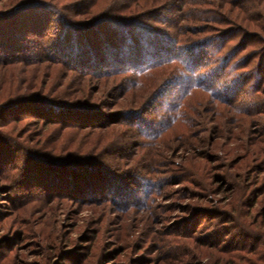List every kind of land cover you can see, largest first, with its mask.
Masks as SVG:
<instances>
[{"label":"rangeland","instance_id":"rangeland-1","mask_svg":"<svg viewBox=\"0 0 264 264\" xmlns=\"http://www.w3.org/2000/svg\"><path fill=\"white\" fill-rule=\"evenodd\" d=\"M32 1L0 0V11L17 6L25 8L21 5ZM48 1L78 10L69 12L70 16L90 21L98 18V10L106 5L112 11L109 14L129 16L126 7L135 6L137 0L119 4L116 0H105L102 5L92 0L91 9V0ZM250 1L192 3L191 8L204 11L220 9L225 12V19L221 23L196 20L181 23L199 30L205 26L216 27L224 33L242 22L238 15L242 10L238 6ZM253 3L261 5L264 0H253ZM86 9L97 11L88 14ZM147 12L137 13L142 15L141 21L174 31L167 21H156ZM163 15L174 19L175 14L164 12ZM61 27L55 22L50 31L61 32ZM19 32L24 34L23 30ZM102 32L110 37L111 44L117 45L111 40L114 33L105 29ZM72 34L68 35L72 37ZM210 34L197 35L195 30H184L183 35L176 36L187 45ZM261 47L262 42L250 48L256 53L255 61L264 56ZM183 49L185 52L179 53L180 58L186 57L187 50ZM207 50L200 54L204 61H208L211 52ZM211 57V66L202 65L201 72L211 79L212 90L207 89L209 93L198 97L187 93L181 100L182 118L156 139L140 135L125 124L116 125L117 130H101L104 136L94 129L86 135L74 133L61 123L36 120L35 112L28 111L26 115L6 116V121H0L3 125L0 132L7 136V141L0 144L4 146L0 149V169L5 170H0V264H230L229 248L254 243L256 236L264 232V88L253 93L232 88V98L242 96L234 103H226L213 91L225 90L250 67L239 71L229 67L225 73L216 72L221 61H215L214 54ZM167 62L158 66L156 71H162V76L156 78L152 90L145 89L144 98H139L136 104L131 96H120L117 89L100 96L109 88V81L101 82L89 75L90 81L82 82L85 76L63 65L0 59V103L25 99L28 93H34L77 104L71 97H85L84 91L90 95L95 93L97 102L106 101L111 105L121 97L116 108L110 106L113 110H105L108 113L144 106L152 100L157 87L181 70L187 71V63L183 61ZM109 80L112 85L114 78ZM70 90H74L75 96H71ZM97 90L101 93H96ZM117 93H120L118 99L113 98ZM147 112L145 118L157 121L154 110ZM8 138L13 146L17 145L16 149L6 147ZM112 139L118 141L114 145L106 144L103 149L104 143ZM31 153H37L32 155L34 159L40 158L38 154L48 153L63 161L79 153L82 162L106 163L109 171L121 179L114 185L106 183L107 189L98 188L97 195L86 199L69 185L58 194L48 184L50 177L54 175L66 182L70 169H65L67 175L61 177L59 173L64 169L54 168L53 164H36L29 159ZM84 189L89 191L87 187ZM109 189L115 193H109ZM244 229L254 237L242 235ZM218 257L223 260L219 262Z\"/></svg>","mask_w":264,"mask_h":264},{"label":"trees","instance_id":"trees-1","mask_svg":"<svg viewBox=\"0 0 264 264\" xmlns=\"http://www.w3.org/2000/svg\"><path fill=\"white\" fill-rule=\"evenodd\" d=\"M104 1L98 0L97 4L102 5ZM124 1L127 0H116L118 4ZM202 1L204 0H137L135 6H133L134 4L132 6L126 5L129 16H125L124 13L109 14L108 12L112 11H108L109 7L106 5L102 10H98V18H93L90 21L75 19L70 16L69 12L78 10H71L66 6L60 7L48 0H33L30 3L21 5L25 8L17 6L4 12L0 11V59L7 62L25 61L31 64L42 63V61L44 63L51 62L52 65L49 66L63 65L71 72L72 70L79 72L80 75L85 76L82 82L90 81L89 75H93L101 82L103 80L105 82L109 81L108 89H104L102 93L100 90L96 91V93H101L100 96L102 94L106 96L108 91L117 89L121 94L117 93L113 95V98L118 99L119 94L122 97L128 95L137 104L138 99L145 94V89L151 88L152 90L156 78L162 76V71L161 73L156 71L158 66H161L160 64L167 61V63H173L177 60L187 63V71L181 70L168 81H165L163 85L157 87L153 92L152 100L145 102L144 106L138 104L139 107L135 105L129 109L108 113L105 110H113L110 106L116 108L121 97L111 105L106 101L97 102L95 93L90 95L83 91L85 97L80 98L74 95V90H70L71 96H75L71 97L72 100L78 101L77 104H70L66 101L52 99L49 96L28 93L25 99L14 100L7 104L0 103V121H6L8 119L6 116L15 118L26 115L28 111L35 112L36 120H45L46 123H61L67 128H72L74 133L84 132L83 134L86 135L94 129L95 132L100 131V136H104L105 132L101 130L106 128L113 130L117 128L116 125L125 124L140 135L143 134L149 139H156L162 132H166L165 129L170 130L177 124L179 119L174 120V118L177 111L181 110V100L187 93L198 97L200 94L204 96L206 92L212 90L211 79L204 77L201 66H211L210 59H213L211 57L213 54L215 55V61H221L219 67L215 70L216 72L225 73L229 67L235 71L250 67L247 72H242L239 75L240 78L238 77L231 85L226 86L225 90L219 92L214 90L213 92L218 97L231 104V102L234 103L242 96L238 95L236 98H232V88L240 92L241 90L242 92L250 91L251 93L261 91L264 88V56L261 60L255 61L256 53L251 51L250 48L262 42L263 47H261V50H263L262 53L264 52V4L259 5L257 3L254 5L255 3L252 0L245 3L249 6L239 5L238 7H241L242 13L238 15H240L239 19L242 22H238L236 27L232 23L233 27L222 33L223 30L216 27L205 26V28L199 30L181 23L189 20L207 23L222 22L226 14L220 9L204 11L200 8L190 7V4H200ZM92 2L91 0L89 3L90 9L94 7ZM216 2L219 3V0H216ZM90 9H86L88 14L97 11L96 9ZM140 10L148 11L149 17L156 21H167L170 24L169 26L174 28V31L141 21L142 15H137ZM162 12L175 14L174 19H171L168 15L162 16ZM194 13L199 16L193 15ZM228 19L230 20L229 16ZM55 22L61 24L62 33L59 30L55 33L50 31L51 25ZM102 29L114 33V39L111 37V40L115 41L117 45L109 42L110 37L107 38ZM17 30H23L24 34L21 35L22 33ZM184 30L190 32L195 30L197 35L200 32L207 35L211 32V34L206 36L207 38L204 37L205 39L199 37V39L184 45V39L177 37L183 35ZM69 32L73 33L72 37L68 35ZM30 36L33 37L30 38ZM46 37H49L51 41H48ZM38 38H41L42 41L38 42ZM43 39L45 40L43 41ZM60 40H62V44ZM256 40L258 41L256 42ZM93 44H98L99 47H95ZM183 48L187 50L186 57L180 58L178 57L179 53L185 52ZM207 48L211 52L207 57L208 61H204L201 59L200 54L209 52ZM32 52H36V54H31ZM237 56L239 57L237 58ZM210 69L214 70V67H210ZM118 77L121 78L116 79ZM110 78H114L112 85ZM217 84L215 83V85ZM179 91H181L180 94ZM81 99L83 100L81 101ZM101 99L103 98L101 97ZM154 102H158V104ZM151 109L156 112L157 121L144 117V114ZM1 127L3 125L0 124ZM117 136L120 137V134L118 133ZM6 138L7 136L0 132V144ZM117 141L112 139L108 143H104L103 149L109 144H116ZM8 142L9 144L6 147H17V145L13 146L9 138ZM136 146L138 145L136 144ZM3 148L4 146L0 147L1 150ZM32 155H37V153L29 155L30 161L36 164L43 166L53 164L52 167L54 168L58 166V169H64L59 173L61 177L67 175L65 169H70V177L72 178L69 177L66 182L65 180H59L56 176L53 177L54 175L50 177L48 184L58 194H62L63 190H67V185H69L74 188L76 194L83 195V199H86L97 195V189L107 187L106 183H113L112 185H114L116 181L121 179L119 175H116L117 173L114 174L109 171L110 167L106 163L96 162L90 164L82 162L83 157L79 156V153H77L78 156L71 154V156L73 155L71 159L66 161H63V158L59 156H52L48 153L38 154L39 159L32 158ZM0 170L5 171L4 169ZM121 173L129 175L127 172ZM52 177L54 178L53 181ZM84 186L89 191H84ZM108 192L111 193L114 190L109 189ZM242 235L254 237L245 229ZM227 252L232 258L230 264H264V232L256 236L254 243H249L242 248L231 247ZM221 259L222 257H218L219 262H221Z\"/></svg>","mask_w":264,"mask_h":264},{"label":"clouds","instance_id":"clouds-1","mask_svg":"<svg viewBox=\"0 0 264 264\" xmlns=\"http://www.w3.org/2000/svg\"><path fill=\"white\" fill-rule=\"evenodd\" d=\"M180 118H182V113H180L179 111H177V115H176V117L174 118V120H175V119H180Z\"/></svg>","mask_w":264,"mask_h":264}]
</instances>
